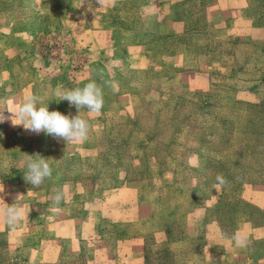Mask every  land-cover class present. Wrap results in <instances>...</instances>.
Returning <instances> with one entry per match:
<instances>
[{
  "label": "rangeland",
  "instance_id": "obj_1",
  "mask_svg": "<svg viewBox=\"0 0 264 264\" xmlns=\"http://www.w3.org/2000/svg\"><path fill=\"white\" fill-rule=\"evenodd\" d=\"M93 76L108 138L137 143L138 158L155 143L161 172L146 175L181 158L182 177L219 194L227 233L243 211L264 228V0H0V112L36 95L77 116L54 90ZM2 127L0 144L20 140L23 125ZM18 159L0 158V177L19 176Z\"/></svg>",
  "mask_w": 264,
  "mask_h": 264
},
{
  "label": "crops",
  "instance_id": "obj_2",
  "mask_svg": "<svg viewBox=\"0 0 264 264\" xmlns=\"http://www.w3.org/2000/svg\"><path fill=\"white\" fill-rule=\"evenodd\" d=\"M83 111L91 125L85 142L24 128L19 141L1 142L0 158H19L20 175L0 177V207L16 202L26 215L15 231L0 219V264H264V248L254 245L264 240V228L252 225L248 212L238 214L235 234L247 241L238 248L223 226L219 194L204 192L205 177H182L183 160L175 156V169L149 177L150 167L161 172L150 153L155 143L148 139L138 158L137 143L125 148L109 139L106 117ZM37 154L53 172L33 188L24 162ZM65 185L66 199L57 205L51 197Z\"/></svg>",
  "mask_w": 264,
  "mask_h": 264
},
{
  "label": "clouds",
  "instance_id": "obj_3",
  "mask_svg": "<svg viewBox=\"0 0 264 264\" xmlns=\"http://www.w3.org/2000/svg\"><path fill=\"white\" fill-rule=\"evenodd\" d=\"M54 95L60 101H68L71 106H75L79 114L73 117L59 111L50 112L48 105L42 106L41 99L38 96L29 95L24 97L23 101L13 111H8L12 115L5 116L4 111L0 112V124L10 120L13 125H23L26 131L35 134L44 133L57 139H63L67 144L87 141L91 125L87 119L81 118L80 111L86 109L89 115L101 112L104 106L101 87L93 80L87 82L82 88L57 87L54 90ZM0 137H3L2 131H0ZM24 163L26 167L24 179L33 188L39 187L46 179L52 177L53 170L48 163V159L41 157L39 154L28 156ZM216 180L218 183L215 187L217 188L225 183L222 176L218 175ZM66 189L67 185L56 191L51 197L55 204L58 205L66 199ZM5 204L7 206L0 207V219L3 220L10 231H15L26 215L25 208L18 206L16 202L12 205ZM231 239L238 248L247 246L246 239L240 234H235Z\"/></svg>",
  "mask_w": 264,
  "mask_h": 264
},
{
  "label": "trees",
  "instance_id": "obj_4",
  "mask_svg": "<svg viewBox=\"0 0 264 264\" xmlns=\"http://www.w3.org/2000/svg\"><path fill=\"white\" fill-rule=\"evenodd\" d=\"M255 108H258V107H255ZM258 134V133H257ZM255 142V141H254ZM257 142V141H256ZM256 142H255V144H256Z\"/></svg>",
  "mask_w": 264,
  "mask_h": 264
}]
</instances>
